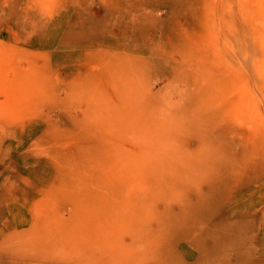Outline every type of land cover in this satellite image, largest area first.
Returning <instances> with one entry per match:
<instances>
[{
	"label": "rangeland",
	"instance_id": "1",
	"mask_svg": "<svg viewBox=\"0 0 264 264\" xmlns=\"http://www.w3.org/2000/svg\"><path fill=\"white\" fill-rule=\"evenodd\" d=\"M0 264H264V0H0Z\"/></svg>",
	"mask_w": 264,
	"mask_h": 264
}]
</instances>
